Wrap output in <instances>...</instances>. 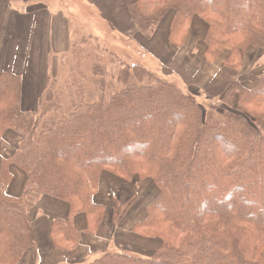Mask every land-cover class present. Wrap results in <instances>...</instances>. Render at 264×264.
Masks as SVG:
<instances>
[{"label": "trees", "instance_id": "1", "mask_svg": "<svg viewBox=\"0 0 264 264\" xmlns=\"http://www.w3.org/2000/svg\"><path fill=\"white\" fill-rule=\"evenodd\" d=\"M128 11L147 39L169 26L174 50L201 19L206 62L229 50L223 68L234 81L212 96L217 104L203 106L148 67L112 55L117 73L92 65L95 103L87 101V74L70 72L48 76L39 106L25 110L24 78L0 74V142L9 130L23 138L0 162V264L32 256L31 212L44 197L70 206L67 218L52 222L63 253L80 246L78 215H86L90 234L109 211L120 224L136 196L128 203L120 192L100 196L105 174L155 184L133 233L162 244L152 257L118 249L86 264H264V73L235 80L246 56L264 54V0H137ZM13 169L27 176L20 197L8 193Z\"/></svg>", "mask_w": 264, "mask_h": 264}, {"label": "crops", "instance_id": "2", "mask_svg": "<svg viewBox=\"0 0 264 264\" xmlns=\"http://www.w3.org/2000/svg\"><path fill=\"white\" fill-rule=\"evenodd\" d=\"M135 1L137 0H0V74L12 73L24 78V109L34 110L39 106V99L46 90L47 77L58 76L52 73L51 62L56 60L57 55L61 56L71 49L74 43L71 26L76 24V19H81L87 24L92 21L97 23L100 19L114 29L113 32L116 31L129 41L126 43L134 41L145 54L148 52L145 59H150L146 60L145 65L154 72L164 65L152 49L155 43V48L163 45L168 52L173 53L171 66H175L176 70H180L184 60L194 63L201 58L205 63L203 74L206 77L207 70L210 76V86L206 93L216 95L234 79V76L223 68L224 60L214 64L206 62V24L201 19L196 18L193 21L185 46L181 50H174L169 47V26L165 25L153 39H147L138 31L128 11ZM66 8L70 9L67 11ZM191 63L187 66H191ZM211 84H215V89L211 88ZM22 140L20 134L7 131L0 142V162L11 157ZM26 177L23 171L13 169V180L8 188L11 196L22 195ZM129 185L133 190L134 186ZM121 186L128 187L117 178L105 174L100 196L118 197ZM143 186L146 196L139 208L132 213L130 211L117 226H114L112 211H109L99 232L90 234L86 232V215H78L75 218V226L81 234L80 246L71 254L58 251L51 239L52 222L56 218H67L70 206L54 198H42L31 212L36 246L29 252L32 256L23 264H86L111 248L125 250L124 247L119 248L116 236L120 230L126 234L133 233L134 226L142 218L147 203L156 192L152 181L145 182ZM148 191L149 194L146 193ZM108 205L112 206L110 203ZM161 244L155 242L156 249H149L153 252L152 256Z\"/></svg>", "mask_w": 264, "mask_h": 264}, {"label": "rangeland", "instance_id": "3", "mask_svg": "<svg viewBox=\"0 0 264 264\" xmlns=\"http://www.w3.org/2000/svg\"><path fill=\"white\" fill-rule=\"evenodd\" d=\"M70 8H66V10L68 11ZM71 29L74 43L67 53L61 56L57 55L56 60L51 62V65H53L52 73L60 77L62 76V79L65 76H68L70 72H72V74H80L81 72L86 73L87 78L83 77V79L88 94L87 101L89 103H95L98 99V95L95 93L93 82L94 77L91 69L94 62L106 65L111 73L115 74L116 71L118 72L119 68L118 65H116L115 57L112 55H116L122 62L129 65H132L131 63H136L146 66V60L150 59V57L145 59L148 52L145 54L143 52L144 50H141L138 44L132 40L130 41L131 43H126L129 41L124 39V37H121L116 31L113 32L114 29L112 30L107 23H104L100 19L97 23L92 21L91 24H87L81 19H76V24H72ZM153 45L152 49L155 51L156 56L160 58L161 64H164L162 65L163 68L161 67L162 70H156V74L176 83L184 91L195 95L198 102L203 106L217 104V100L212 97L214 95L206 93V90L210 86V76L207 70L206 77L204 76L203 72L205 71V63L201 58L194 63L184 60L180 70H176L175 66H171V57L173 53L168 52V49L164 48L163 45H160L157 48H155L156 43ZM229 53L230 51L226 50L215 63L225 60ZM163 59H165V61ZM245 60L246 65L244 63L242 68L243 72L238 74L239 76H237L235 80L248 82L250 80H255L258 76L264 73V54L262 55V53L253 52L251 55L246 56ZM190 63L191 66H187V64ZM232 81H234V79ZM215 87V84H211L212 89H215ZM217 107L220 108L222 106ZM115 178L128 186L126 188L123 186L119 187V192L122 194L123 199L120 198L123 203H128L134 196H136V200L132 208L129 210L131 213L134 212L139 208L146 196L144 192L145 186H134V189L131 190L129 183L124 182L118 177ZM146 193L149 194L150 191ZM116 240L119 241V248L124 247L125 250L144 257L152 256L153 252L149 249L152 250L156 247L155 242L161 244V241L158 239L142 238L134 233H123L122 230L119 231ZM116 250H118V247L111 248L108 251Z\"/></svg>", "mask_w": 264, "mask_h": 264}]
</instances>
